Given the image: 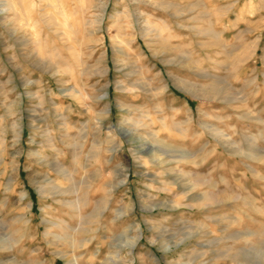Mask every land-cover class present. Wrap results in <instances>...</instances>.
<instances>
[{"label":"rangeland","instance_id":"obj_1","mask_svg":"<svg viewBox=\"0 0 264 264\" xmlns=\"http://www.w3.org/2000/svg\"><path fill=\"white\" fill-rule=\"evenodd\" d=\"M0 264H264V0H0Z\"/></svg>","mask_w":264,"mask_h":264},{"label":"bare ground","instance_id":"obj_2","mask_svg":"<svg viewBox=\"0 0 264 264\" xmlns=\"http://www.w3.org/2000/svg\"><path fill=\"white\" fill-rule=\"evenodd\" d=\"M105 9H106V6H104L103 7V13L101 14V16H100V20L98 19V22H99V24L100 23H102V20H103V18H104V13H105ZM52 18V17H51ZM50 19V18H49ZM67 22V19L66 18H64V21H63V23H66ZM51 23H54L55 24V26H57V25H60V24H62V21H55V19L54 20H52L51 19V22L49 23V24H51ZM58 29V27L56 28V30Z\"/></svg>","mask_w":264,"mask_h":264}]
</instances>
